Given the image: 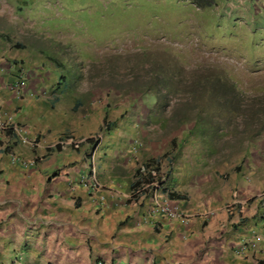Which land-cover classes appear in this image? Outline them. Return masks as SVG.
Returning <instances> with one entry per match:
<instances>
[{
  "label": "rangeland",
  "instance_id": "rangeland-1",
  "mask_svg": "<svg viewBox=\"0 0 264 264\" xmlns=\"http://www.w3.org/2000/svg\"><path fill=\"white\" fill-rule=\"evenodd\" d=\"M17 2L0 0V51L23 57L33 84L93 119L105 112L107 149L139 141L130 162L171 173L190 212L258 199L264 223V0ZM255 231L264 242V224Z\"/></svg>",
  "mask_w": 264,
  "mask_h": 264
},
{
  "label": "crops",
  "instance_id": "crops-1",
  "mask_svg": "<svg viewBox=\"0 0 264 264\" xmlns=\"http://www.w3.org/2000/svg\"><path fill=\"white\" fill-rule=\"evenodd\" d=\"M17 1L35 6L40 0ZM14 55L0 51V107L42 143L15 145L25 158L39 157L25 166L12 163L0 142V264H16L17 255L21 264H264L263 242L247 256L235 253L241 239L262 227L258 199L240 201L234 211L201 212L185 227L158 218L143 223L158 187L192 209L184 193L170 189L171 173L156 165L147 189L130 198L141 188L139 170L128 149H107L115 135H104L105 112L97 119L77 112L80 105L51 98L48 83L29 79L21 93L10 89L25 67ZM92 170L103 189L83 184Z\"/></svg>",
  "mask_w": 264,
  "mask_h": 264
},
{
  "label": "built area",
  "instance_id": "built-area-1",
  "mask_svg": "<svg viewBox=\"0 0 264 264\" xmlns=\"http://www.w3.org/2000/svg\"><path fill=\"white\" fill-rule=\"evenodd\" d=\"M26 69L19 70V73L15 79L9 83V88L21 93L28 86V75ZM0 142L3 150L8 152L10 160L14 164L21 163L25 166L36 165L38 162V156L34 155L29 158L23 157L19 152L13 150L16 144L31 145L32 148L37 147L42 141L34 135H31L29 129L14 119L11 113L3 111L0 107ZM137 145H135L132 152L138 153ZM83 184L87 187H91V190H100L104 188V185L98 179L96 171H91V177L88 180L82 179ZM82 183V182H81ZM145 189V187H144ZM130 197H132L130 195ZM104 198V197H102ZM193 213L186 212L180 205L179 201H173L164 188H156L153 191V195L150 201V207L147 213L143 216L142 222L146 224H154L155 219L160 221H178L181 226H188L191 222ZM257 236V235H256ZM251 236L242 240L235 249V253L239 256H247L251 251H255L258 248L261 236ZM264 247V246H263ZM262 247V248H263ZM264 251V248H263ZM16 264H21L20 255H17L14 259ZM101 264V263H100ZM115 264H123L117 262Z\"/></svg>",
  "mask_w": 264,
  "mask_h": 264
},
{
  "label": "clouds",
  "instance_id": "clouds-1",
  "mask_svg": "<svg viewBox=\"0 0 264 264\" xmlns=\"http://www.w3.org/2000/svg\"><path fill=\"white\" fill-rule=\"evenodd\" d=\"M26 69L25 71H26V73H28L29 71H27V68L26 67H24V66H21V68H20V70L21 69ZM19 73V72H18ZM28 86H29V76H28ZM27 86V87H28ZM22 145V144H21ZM135 145H137L138 147L137 148H139L140 147V145H141V143L139 142V141H136L135 142ZM135 147V146H134ZM129 150V153L131 154V156H136L137 154H134L133 152H132V149H128ZM139 150V149H138ZM159 167V166H158ZM157 168V166L154 168V169H156ZM139 171L137 172V174H138V176H139V180H138V183H140L141 184V188L139 189V190H137L136 192H131L130 193V195L132 196V197H130V198H132L133 200H134V198H135V196L137 195V194H139V193H141V191L142 190H146L147 188H145L144 189V187L146 186V183L148 182L147 180L145 181V182H140V175H142L143 177H146V179H148L149 177H148V175H149V173L150 172H152L153 171V169L151 168H147V167H143V165H142V167L141 168H139L138 169ZM145 184V185H144ZM159 188H162V187H159ZM164 188V191H165V187H163ZM156 189V188H155ZM154 191V190H153ZM166 192V191H165ZM153 193V192H152ZM168 195H169V197H170V194L168 193ZM171 198V197H170ZM178 201V200H177ZM179 203H180V201H179ZM180 205H181V207L184 209V207L182 206V204L180 203ZM186 211V210H185ZM186 212H188V213H192V212H190V211H186ZM193 214L196 216L197 215V213L195 214L194 212H193ZM262 222V221H261ZM263 224L264 223H262V227H263ZM261 236V241L259 242V245H258V247H259V250H260V243L262 242V240H263V238H262V235L261 234H259V233H257V231H252V233L249 235V236H247V237H245V238H243V239H241L240 241H239V243L242 241V240H244V239H246V238H249V237H251V236ZM264 243V242H263ZM239 245V244H238ZM237 245V246H238ZM263 247V246H262ZM261 247V252H262V254L264 255V251H263V248ZM236 249V248H235ZM258 250V248L255 250V251H257ZM15 259V258H14ZM15 261V260H14ZM101 264H102V262H100Z\"/></svg>",
  "mask_w": 264,
  "mask_h": 264
},
{
  "label": "trees",
  "instance_id": "trees-1",
  "mask_svg": "<svg viewBox=\"0 0 264 264\" xmlns=\"http://www.w3.org/2000/svg\"><path fill=\"white\" fill-rule=\"evenodd\" d=\"M194 1L197 4V6H199V7H211V6L215 5V0H194ZM217 81L219 83L220 82H223V83L225 82L224 79H220V78L212 79L210 82H215L217 84ZM143 89L144 88H138L137 90H142L143 91ZM147 89L149 91H151V92H156V94L158 95L159 101L162 100V96L163 95H162L161 89H159V88H153L152 85H150ZM214 90H215V88H214ZM216 90H218V88H216ZM194 93H197L198 94L200 92L194 91ZM221 96H222L224 102H221L219 104V110L220 111H225V112H228V113L229 112L232 113L233 112V104L231 102H229V101H226L227 97H225L223 95H221ZM151 173L152 172L149 173V175H148L149 178L147 179V181H149L150 178H152V174Z\"/></svg>",
  "mask_w": 264,
  "mask_h": 264
}]
</instances>
